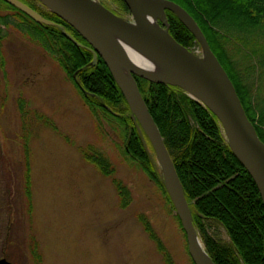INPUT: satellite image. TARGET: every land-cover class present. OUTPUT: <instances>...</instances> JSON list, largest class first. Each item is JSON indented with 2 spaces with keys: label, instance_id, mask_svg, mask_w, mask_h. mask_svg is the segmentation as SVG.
Instances as JSON below:
<instances>
[{
  "label": "rangeland",
  "instance_id": "1",
  "mask_svg": "<svg viewBox=\"0 0 264 264\" xmlns=\"http://www.w3.org/2000/svg\"><path fill=\"white\" fill-rule=\"evenodd\" d=\"M98 1L119 11L112 0ZM0 14L18 21L0 26V258L15 264H167L168 255L175 264H193L175 209L124 153L119 123L105 120L100 129L38 35L1 0ZM227 47L238 72L246 74L252 60L244 59L234 40ZM88 145L111 161L115 176L129 187L127 207L120 206L112 178L85 160L81 149ZM139 216L150 221L163 251ZM208 231L230 240L218 224Z\"/></svg>",
  "mask_w": 264,
  "mask_h": 264
},
{
  "label": "trees",
  "instance_id": "2",
  "mask_svg": "<svg viewBox=\"0 0 264 264\" xmlns=\"http://www.w3.org/2000/svg\"><path fill=\"white\" fill-rule=\"evenodd\" d=\"M22 1L48 19L62 24L79 42L89 45L71 25L41 7L37 0ZM112 1L118 6V13L130 12L122 0ZM174 1L182 5L200 25L232 79L249 119L264 141V0ZM3 2L18 12L14 17L19 23L33 30L46 52L56 57L91 114L98 120V127L102 129L105 120L119 123L124 131V153L139 163L174 209L148 150H152L151 144L138 121L133 119L125 95L105 61L99 56L93 66V53L70 40L62 28L36 23L16 7ZM167 16L169 31L179 43L189 49L199 47L195 36L173 12L167 10ZM11 24L17 26L18 21H12L11 15L0 14L1 27ZM229 40L240 45L245 60H252L244 75L238 72L230 57ZM135 78L173 158L190 203L194 225L212 260L216 264H264V203L255 180L233 153L217 117L178 86L151 82L139 76ZM25 108L22 105L21 110L25 112ZM39 117L46 119L44 115ZM81 151L87 162L104 176L112 178L120 206L127 207L132 200L131 191L115 176L116 168L111 161L92 145ZM26 152L29 153V148ZM25 190L32 209L29 174ZM175 216L184 232L178 215ZM139 219L163 251L161 239L152 229L150 221L140 216ZM213 224L225 229L229 242L210 234L208 229ZM166 262L175 264L168 255Z\"/></svg>",
  "mask_w": 264,
  "mask_h": 264
},
{
  "label": "water",
  "instance_id": "3",
  "mask_svg": "<svg viewBox=\"0 0 264 264\" xmlns=\"http://www.w3.org/2000/svg\"><path fill=\"white\" fill-rule=\"evenodd\" d=\"M4 1L39 24L62 28L70 40L93 53V66L97 64L98 57H102L124 93L133 119L138 121L153 147L156 168L186 233L192 260L195 264H216L194 225L192 210L173 158L135 78L139 76L151 82L178 86L211 110L219 119L233 153L255 180L264 203V141L196 19L171 0H122L130 10L129 18L118 15L98 0H39L81 34L90 44L86 46L61 24L46 18L23 1ZM167 10L173 12L195 36L201 53L190 50L171 35ZM121 42L144 55L151 63L150 67L135 63L122 50ZM0 264L14 263L2 257Z\"/></svg>",
  "mask_w": 264,
  "mask_h": 264
},
{
  "label": "bare ground",
  "instance_id": "4",
  "mask_svg": "<svg viewBox=\"0 0 264 264\" xmlns=\"http://www.w3.org/2000/svg\"><path fill=\"white\" fill-rule=\"evenodd\" d=\"M171 1H174V0H171ZM176 2V1H174ZM178 3V2H176ZM182 6V5H181ZM183 7V6H182ZM120 47L122 48V50H125L127 52V54L130 56V58L137 64H139L140 66H144V67H150V62L149 60L144 56L142 55L141 53H139L137 50H135L133 47L121 42V45ZM214 52V51H213ZM215 54V52H214ZM216 55V54H215ZM217 56V55H216ZM218 58V56H217ZM219 59V58H218ZM226 70V69H225ZM229 75V74H228ZM211 111V110H210ZM212 112V111H211ZM213 113V112H212ZM214 114V113H213ZM215 115V114H214ZM216 116V115H215ZM217 117V116H216ZM218 119V118H217ZM219 121V119H218ZM220 123V121H219ZM205 259V257H204Z\"/></svg>",
  "mask_w": 264,
  "mask_h": 264
},
{
  "label": "flooded vegetation",
  "instance_id": "5",
  "mask_svg": "<svg viewBox=\"0 0 264 264\" xmlns=\"http://www.w3.org/2000/svg\"><path fill=\"white\" fill-rule=\"evenodd\" d=\"M148 150H149V148H148ZM149 152H150V154H151V151L149 150Z\"/></svg>",
  "mask_w": 264,
  "mask_h": 264
}]
</instances>
